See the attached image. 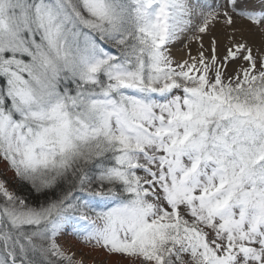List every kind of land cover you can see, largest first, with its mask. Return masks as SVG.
I'll return each mask as SVG.
<instances>
[{
	"label": "snow or ice",
	"instance_id": "1",
	"mask_svg": "<svg viewBox=\"0 0 264 264\" xmlns=\"http://www.w3.org/2000/svg\"><path fill=\"white\" fill-rule=\"evenodd\" d=\"M0 165V264H264V0H0Z\"/></svg>",
	"mask_w": 264,
	"mask_h": 264
},
{
	"label": "rangeland",
	"instance_id": "2",
	"mask_svg": "<svg viewBox=\"0 0 264 264\" xmlns=\"http://www.w3.org/2000/svg\"><path fill=\"white\" fill-rule=\"evenodd\" d=\"M178 43H180L181 47L179 46L178 47L179 49L177 48L178 49L177 51L180 52L181 54H183L185 56L184 58H187L188 48L191 49L193 55L196 54L198 45L195 42H189L188 40H184V41H181ZM185 44H187V47H185ZM173 47H177V45L175 44ZM205 47H207V43L205 44ZM2 167H3V165H0V168H2ZM6 175L11 176L12 173L9 172V173H6ZM93 256L96 257L95 264H103L105 257L102 253H100V254L93 253Z\"/></svg>",
	"mask_w": 264,
	"mask_h": 264
},
{
	"label": "bare ground",
	"instance_id": "3",
	"mask_svg": "<svg viewBox=\"0 0 264 264\" xmlns=\"http://www.w3.org/2000/svg\"><path fill=\"white\" fill-rule=\"evenodd\" d=\"M218 28H219V26H218ZM218 30V29H217ZM253 42L256 44V45H260V43H261V37H260V35H259V33H257L254 37H253ZM176 45H177V47H173V49H172V53H173V55L177 58V59H181V58H184L185 56L183 55V54H181L180 52H178L177 50L179 49L178 47L180 46L181 47V45H180V43H176ZM178 48V49H177Z\"/></svg>",
	"mask_w": 264,
	"mask_h": 264
},
{
	"label": "trees",
	"instance_id": "4",
	"mask_svg": "<svg viewBox=\"0 0 264 264\" xmlns=\"http://www.w3.org/2000/svg\"><path fill=\"white\" fill-rule=\"evenodd\" d=\"M41 199H43V198L41 197Z\"/></svg>",
	"mask_w": 264,
	"mask_h": 264
}]
</instances>
